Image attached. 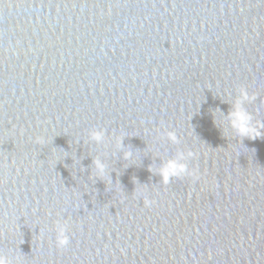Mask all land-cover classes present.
<instances>
[{
	"label": "water",
	"instance_id": "1",
	"mask_svg": "<svg viewBox=\"0 0 264 264\" xmlns=\"http://www.w3.org/2000/svg\"><path fill=\"white\" fill-rule=\"evenodd\" d=\"M0 257L264 264V0H0Z\"/></svg>",
	"mask_w": 264,
	"mask_h": 264
},
{
	"label": "clouds",
	"instance_id": "2",
	"mask_svg": "<svg viewBox=\"0 0 264 264\" xmlns=\"http://www.w3.org/2000/svg\"><path fill=\"white\" fill-rule=\"evenodd\" d=\"M241 96L244 99H248L247 91L244 89H241ZM232 119L231 124L232 127L241 135V136H247L251 139H255L262 135L259 126H253L251 124V116L249 113H247L239 103H237L235 110L230 113ZM92 136L96 140H100L102 138L100 132H93ZM168 137L173 142H176L177 137L174 132H169ZM38 143H43L44 140L42 137H37ZM188 156H193V152H188ZM185 159L183 154H180V156L177 159H170L168 160L160 169V174L162 177V180L165 184H167L172 177H179L183 176L185 174L188 175H195L194 170L190 171L185 163L182 161ZM97 169L99 170L100 174H103L104 172V165L99 161H95ZM145 204L150 203L147 199H145ZM67 233V226L64 224H60L57 227V237H56V243L58 247H65L69 243V237L66 234ZM0 264H8V261L0 257Z\"/></svg>",
	"mask_w": 264,
	"mask_h": 264
}]
</instances>
